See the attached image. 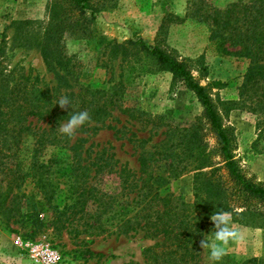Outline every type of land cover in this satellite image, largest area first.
<instances>
[{
    "label": "rangeland",
    "instance_id": "rangeland-1",
    "mask_svg": "<svg viewBox=\"0 0 264 264\" xmlns=\"http://www.w3.org/2000/svg\"><path fill=\"white\" fill-rule=\"evenodd\" d=\"M97 11L94 17L87 10V21L79 17L67 0H0V68L19 70L39 78L44 88L56 85L55 74L47 66L42 46L52 32L62 35L61 44L67 54L78 63L80 81L96 89L108 90L122 82V94L126 106L145 110L152 115H162L163 120L181 127H189L202 113V105L193 91L181 81H173L169 72L159 70L155 61L144 52L131 54L128 40L141 39L148 46H159L178 59L187 60L195 79L203 85L222 114L223 122L230 127L235 138V155L243 173L264 182V114L256 113L240 103L239 88L249 65V60L236 55H223L216 43L209 39L206 23L186 15L189 0H90ZM207 5L224 8L231 2L250 3L253 0H200ZM168 13L185 19L163 23ZM51 31L50 34L48 32ZM125 47L114 48L116 44ZM131 49V48H130ZM115 51V53H114ZM263 121V122H262ZM66 122V121H63ZM59 125L50 121L33 119L36 127L60 134ZM80 128V127H79ZM75 131L71 142L84 138V147L90 146V160L96 150L106 148L114 154L116 168H128L140 174L139 158L148 159V171L159 192L181 194L186 202L194 200V172L178 173L166 159L155 154L158 141L164 137L165 126L151 129L112 109L109 116L99 122H91L83 130ZM203 144L215 147V139L201 123L199 128ZM61 140L45 150L59 160H71L70 152ZM219 160V158H215ZM61 165H65L63 162ZM13 166V165H11ZM92 176V175H91ZM119 174L106 173L90 177L96 195L106 193L116 204L127 200V189ZM59 210L70 204L72 180L53 173ZM22 212H36L44 224L35 235H30V220L5 217L0 213V264H42L29 256V248L19 245L21 238L37 245H49L60 255L56 264H148L144 250L160 242L161 238L147 237L143 231L130 234L118 233V219L110 218L113 210L100 218L109 228L102 234L92 232L89 225L97 222L98 201L90 200L84 212L69 211L57 221V211L50 208L31 177L22 185ZM69 197V198H68ZM112 200V199H110ZM109 200V201H110ZM120 205L115 206L118 209ZM234 226L241 233L238 242H229V264H239L256 258L264 264V226L239 223ZM213 228L207 220L205 231ZM97 230V229H96ZM206 235V234H205ZM225 260V259H223ZM201 264H214L207 249Z\"/></svg>",
    "mask_w": 264,
    "mask_h": 264
},
{
    "label": "trees",
    "instance_id": "trees-1",
    "mask_svg": "<svg viewBox=\"0 0 264 264\" xmlns=\"http://www.w3.org/2000/svg\"><path fill=\"white\" fill-rule=\"evenodd\" d=\"M67 1L79 11L83 21L88 20L87 10L92 17L97 11L90 0ZM187 14L208 25L209 39L216 43L220 54L249 60L239 88V101L243 107L264 114V0L235 1L224 8L189 0ZM183 19L185 17L168 13L163 17V23ZM61 37L60 33L52 32L42 46L44 60L55 74L54 87L44 88L37 76L0 68L1 214L7 219L20 217L25 223L29 219L30 235L41 230L44 222L38 213L22 212L21 209L22 197H25L21 188L27 177H31L46 204L57 211L58 222L69 209H74L73 213L84 212L90 200H94L98 201L99 211L97 222L89 225L92 232L102 234L109 229L100 218L113 210L110 218L118 219V233L127 235L141 230L147 237L161 238L160 242L144 250L148 264H201L205 249L201 248L200 240L206 234L207 220L219 210L230 211L239 223L264 226V182L246 176L241 170L234 152L233 132L224 124L222 114L206 88L195 79L187 60L178 59L159 46H148L141 39L128 40L131 49L124 50V57L126 51L132 55L144 52L155 61L159 70L171 73L173 81L183 82L194 92L202 105V113L191 126L181 127L163 120L162 115L126 106L122 82L108 90L82 83L78 63L65 52ZM119 47L125 45L117 43L114 48ZM65 95L72 102V111L87 110L90 114L91 119L79 130L91 122L102 121L112 109L119 110L142 127L165 126L164 137L158 141L155 154L166 159L178 173L194 172L193 202H186L181 194L169 192L162 195L152 182L153 174L148 171L145 156L139 158L138 175L125 166L117 169L118 161L114 154H107L106 148L96 150L88 160L91 149L90 146L84 147V138L71 142V136L33 125V119L53 121L56 125L67 121L71 109L61 108L56 103ZM201 123L215 139L213 149L207 150L203 144L199 130ZM61 140L64 141L63 147L69 150L71 160H59L53 156L45 159V150ZM216 157L219 160H215ZM56 171H61L73 183L70 204L66 202L61 210L55 203L58 192L53 173ZM114 172L120 175L128 190L123 204H116L113 196L110 197L112 200H102L106 193L98 197L97 188L88 182L90 177ZM117 205L120 207L114 210ZM195 216L197 219L193 224ZM215 264H229L228 255ZM239 264H257V261L249 258Z\"/></svg>",
    "mask_w": 264,
    "mask_h": 264
},
{
    "label": "clouds",
    "instance_id": "clouds-1",
    "mask_svg": "<svg viewBox=\"0 0 264 264\" xmlns=\"http://www.w3.org/2000/svg\"><path fill=\"white\" fill-rule=\"evenodd\" d=\"M56 103L61 108L71 109V115L59 127L60 133L66 136H72L79 127L91 119L87 110L72 111V102L67 95L58 98ZM196 219L197 217L195 216L193 224ZM210 219L213 222V228L200 240V246L208 250L210 259L215 264V262H220L227 254L229 242H238L242 239V236L234 226L233 216L230 211L219 210L211 214Z\"/></svg>",
    "mask_w": 264,
    "mask_h": 264
},
{
    "label": "built area",
    "instance_id": "built-area-1",
    "mask_svg": "<svg viewBox=\"0 0 264 264\" xmlns=\"http://www.w3.org/2000/svg\"><path fill=\"white\" fill-rule=\"evenodd\" d=\"M16 242L29 248V256L42 264H56L60 260L59 253L49 245H37L18 238Z\"/></svg>",
    "mask_w": 264,
    "mask_h": 264
}]
</instances>
